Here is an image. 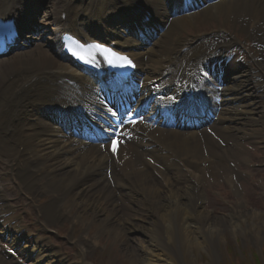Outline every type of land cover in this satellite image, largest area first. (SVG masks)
I'll return each mask as SVG.
<instances>
[{"label":"bare ground","instance_id":"1","mask_svg":"<svg viewBox=\"0 0 264 264\" xmlns=\"http://www.w3.org/2000/svg\"><path fill=\"white\" fill-rule=\"evenodd\" d=\"M171 1L57 0L51 11L40 17L43 21L37 18L52 36L51 49L34 44L29 53L18 51L0 58V155L5 153L11 158L5 170L20 181L23 193L49 197L36 208L44 229L68 217L72 206L73 224L84 215L98 219L92 235L83 232L77 239L81 260L75 264H89L84 254L104 232L117 236L141 234L143 241L136 259L140 264H184V258L195 248L214 263L216 257L219 261V254L212 245L226 230L247 235L255 242L262 238V211H248L250 218L259 221L252 223L256 230L238 219L243 213L240 209L219 217L218 227L214 223H193V219L210 216L202 205L200 184L216 173L234 183L231 154L241 146L239 141L253 137L248 127L264 126V110L259 106L264 101V0H204L191 9H184L182 4L167 5ZM119 2L134 6L140 3L137 13L127 18L128 30L139 26L140 10L144 8L157 18L152 25L157 35L142 48L140 42L137 50L124 49L123 43L117 41V48L138 62L137 93L149 92L148 102L139 109L144 121L132 133H124L125 140L119 141L113 156L102 142L90 144L68 136L56 124L49 105L65 103L67 97L73 99L80 90L70 88L66 94L65 90L75 81L82 82L88 94V82L57 52L60 34L68 29L84 42L116 39L107 26H112L111 13ZM22 4L20 0H0V14L8 10L16 14ZM29 9L24 3L19 10L22 29L33 23L30 16L34 4ZM219 18L222 25L217 29L190 38L181 35L188 28H199L205 21ZM94 20L100 29L92 25ZM228 24L238 25L257 45L259 57L252 56V64L234 59L231 50L242 46L231 37ZM130 39L126 38L128 42ZM220 57H228L227 63L223 61L215 67L208 63L207 68L211 74L215 73L211 69H220L221 82L206 87L203 80L206 98L195 102L204 106L196 112L205 115L200 128L178 124L183 116L178 112L173 115L175 126L166 127L167 117H160L169 105L165 102L173 95L183 99L187 75H199L201 67L206 68V59L211 63ZM169 72L171 76L166 77ZM37 91H44L46 110L34 104ZM153 91L161 93L158 95L165 96V100L155 97ZM33 117L37 122L32 121ZM19 146H23L21 152ZM4 202L0 195V237L8 246L29 264H66L42 237L31 235L13 214L12 206ZM138 202L146 205V221L135 224L132 219L120 217L121 205L132 209ZM189 259L194 262L191 255Z\"/></svg>","mask_w":264,"mask_h":264},{"label":"rangeland","instance_id":"2","mask_svg":"<svg viewBox=\"0 0 264 264\" xmlns=\"http://www.w3.org/2000/svg\"><path fill=\"white\" fill-rule=\"evenodd\" d=\"M55 2L56 0L43 1L38 17H45V14L50 12ZM40 25L44 26L42 23ZM40 25L38 24L37 27H34L33 31H38L37 28ZM220 25H222V18L216 21H205L199 28H188L186 31H182L181 35L184 37L189 36L190 38L197 33H208L213 29H217ZM228 26L226 29L231 31L235 39L251 48L252 42L247 39L245 33L240 30L238 25L233 27L228 24ZM48 34V31L44 29L41 34L33 35L31 37V46L29 45L19 50L29 53L35 48L33 46L34 42L36 44L43 43V46L46 47ZM246 41L248 42L246 43ZM253 54H255L254 51L249 50L244 54V58H237L243 60V63L246 64L251 62ZM259 106L261 110H264V101H261ZM250 126H252V123ZM248 129L252 130L253 137H247L239 141L241 146L238 149H234V155L231 154L235 183L232 184L217 173L213 178L208 177L202 182L200 184V194L204 197L202 205L206 211H209L210 216L206 218L196 217L193 219V223L198 222L199 224H204V226L214 223L218 227L219 217L232 213L233 209L243 211L238 219L242 223L245 220L249 229L252 223L259 222L258 219L250 218L248 211L252 209L264 212V126L260 124L255 127H248ZM6 156L5 153L0 155V160L5 161V163H0V188L3 189L2 192L5 193L3 195H5L6 199H11V203H9L11 206H19L14 213L19 214L20 223L36 237L41 236L48 247H50L49 249L55 251L57 255L64 259L66 264L78 263L81 257L77 239L80 238L83 232L89 236L92 235L96 231L97 224H99L98 219L92 220L91 217L84 215L80 218V221L73 224L71 216L75 206H72L67 211L68 217L57 220V223L52 225L50 229H41L40 225H38L41 217L39 214H35L36 207L46 203L49 197L44 198V195L32 197L28 192L26 194L22 191L20 192L21 183L13 180L5 172V166L11 162V158ZM15 182L18 184L15 185ZM234 186H237V188L235 189ZM145 207L146 205L142 204V202H138L132 209L126 205H121L120 217L132 219L135 224L143 223L146 221ZM138 211L139 214H135ZM253 229L256 230L255 225L254 227L252 225L251 230ZM262 232V238L255 242L251 238L248 239L247 235L244 237L226 230L219 234L220 238L212 245L213 249L217 248L219 251L216 253L219 254V261H217L216 257L213 263L204 252H198L195 248L184 258V264H264V230ZM141 236V234L134 232L119 236L112 232L100 233L97 236L98 240L95 245L87 248L84 254L85 261L89 264H140L136 259L138 249H140L139 245L143 241ZM2 244L5 243L0 239V264H29L27 260L22 258L14 259V257H10L4 252L6 250H4ZM190 255L194 258L193 263L190 262Z\"/></svg>","mask_w":264,"mask_h":264},{"label":"snow or ice","instance_id":"3","mask_svg":"<svg viewBox=\"0 0 264 264\" xmlns=\"http://www.w3.org/2000/svg\"><path fill=\"white\" fill-rule=\"evenodd\" d=\"M118 59H123L124 61L127 62L128 65H131V61H130L127 57H118ZM113 143H114V145H115V144H117L118 142H117V141H114ZM115 150H116V148H115V146H114V147H113V151H115Z\"/></svg>","mask_w":264,"mask_h":264}]
</instances>
